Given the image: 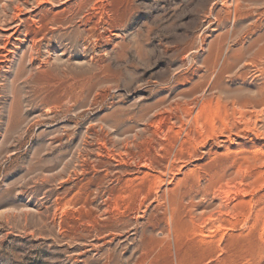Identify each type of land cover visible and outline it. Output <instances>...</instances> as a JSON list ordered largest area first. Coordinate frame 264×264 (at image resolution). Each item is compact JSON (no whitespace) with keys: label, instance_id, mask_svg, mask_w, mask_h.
Returning <instances> with one entry per match:
<instances>
[{"label":"rangeland","instance_id":"374dc122","mask_svg":"<svg viewBox=\"0 0 264 264\" xmlns=\"http://www.w3.org/2000/svg\"><path fill=\"white\" fill-rule=\"evenodd\" d=\"M0 264H264V0H0Z\"/></svg>","mask_w":264,"mask_h":264},{"label":"bare ground","instance_id":"6f19581e","mask_svg":"<svg viewBox=\"0 0 264 264\" xmlns=\"http://www.w3.org/2000/svg\"><path fill=\"white\" fill-rule=\"evenodd\" d=\"M48 1V0H47ZM237 2V1H236ZM4 3V2H3ZM17 3V2H16ZM241 6V5H240ZM64 12V11H63ZM77 12V11H76ZM5 14V13H4ZM78 15V14H77ZM76 13H75V15H73L72 16V18L71 19H74L76 16ZM3 16V15H2ZM13 18V17H12ZM72 21V20H71ZM70 21V19L68 18L67 20L65 19V20H63V21H59L58 22V24L60 25V26H62V25H65V24H67V23H70L71 22ZM15 24V23H14ZM8 27V26H7ZM3 30V29H2ZM19 35V34H18ZM17 38V37H16ZM62 41V40H61ZM10 49V48H9ZM32 49V48H31ZM61 173V172H60Z\"/></svg>","mask_w":264,"mask_h":264}]
</instances>
